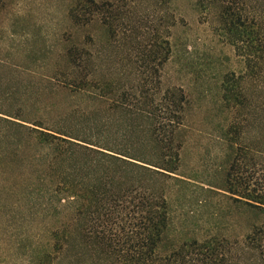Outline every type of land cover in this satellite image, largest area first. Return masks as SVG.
<instances>
[{
    "label": "rangeland",
    "instance_id": "obj_1",
    "mask_svg": "<svg viewBox=\"0 0 264 264\" xmlns=\"http://www.w3.org/2000/svg\"><path fill=\"white\" fill-rule=\"evenodd\" d=\"M95 1L109 3L106 18L94 13L89 20H74L70 13L79 0H3L0 264L74 260L73 244L60 249L53 236L61 218L45 195L42 167L34 164L26 145L16 146L25 135L11 123L34 121L49 104L57 110L63 98L57 84L69 66L64 57L69 48L91 53L99 79L155 84L158 78L164 89L181 87L187 95L178 173L189 184L175 185L170 193L172 226L163 252L172 238L220 234L234 242L249 229L250 219L237 207L239 196L227 191L238 187L228 182V173L240 143L264 150V53L254 73L243 78L251 103L240 106L238 90L230 84V92L224 83L227 75L240 81L246 62L233 44L237 33L223 21V0ZM246 1L249 11L264 5V0ZM251 168L250 163L244 176ZM219 258L212 264H254L237 246Z\"/></svg>",
    "mask_w": 264,
    "mask_h": 264
},
{
    "label": "trees",
    "instance_id": "obj_2",
    "mask_svg": "<svg viewBox=\"0 0 264 264\" xmlns=\"http://www.w3.org/2000/svg\"><path fill=\"white\" fill-rule=\"evenodd\" d=\"M223 1V21L237 33L233 44L246 62L240 81L227 75L224 84L238 90L237 105L247 106L251 99L242 82L263 57L264 5L249 11L246 0ZM109 7L79 0L70 14L81 21L94 13L106 18ZM64 57L69 66L57 84L63 93L57 110L49 104L34 121L11 123L25 135L16 146L26 145L42 167L45 195L61 218L53 236L60 249H75L69 264H212L234 246L242 257L264 264V150L240 143L228 173L238 187L227 191L239 196L249 229L234 242L220 234L172 238L163 252L172 226L170 193L189 184L178 173L187 95L181 87L164 89L158 78L154 85L99 79L91 53L82 48H69Z\"/></svg>",
    "mask_w": 264,
    "mask_h": 264
}]
</instances>
